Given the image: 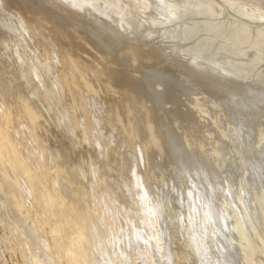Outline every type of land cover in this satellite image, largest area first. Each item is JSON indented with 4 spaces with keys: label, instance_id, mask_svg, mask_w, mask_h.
Masks as SVG:
<instances>
[{
    "label": "rangeland",
    "instance_id": "1",
    "mask_svg": "<svg viewBox=\"0 0 264 264\" xmlns=\"http://www.w3.org/2000/svg\"><path fill=\"white\" fill-rule=\"evenodd\" d=\"M203 1L204 0H0V38L4 36L0 39V53L3 51L0 57L5 52V54H3L4 57L2 56L0 58V74H2L0 75V94L2 92L3 94L7 93V96L9 97L6 100V94H2L0 96V108L2 109L1 104L3 106V110L0 111V124L3 122L0 125L3 135V139L0 140V153L2 156L0 161V264H71L68 262L67 256L63 254L64 244L67 238L61 233H56L53 228L57 222V219H60L59 211L57 209L58 207L55 206L52 210L53 212L46 209L45 204L43 201H41L42 199H40V197L37 195L35 188L32 187L34 190L31 189L26 177L17 167L13 165L12 160L14 159L17 162H22L25 164L34 173H38V179L40 177L42 178H40L41 181L39 179L40 182H38L36 185L37 189L41 184L47 188L50 186L49 189L57 192L58 195L60 193V196L62 199H64L63 201L73 205L74 210L78 215V219L80 217L79 220L85 225V241L83 240L84 243L82 242V244L85 246L83 247L85 254L88 256V259L90 258L88 260L89 264H95L93 262V256L97 251L103 252V250L107 253V255L109 254L108 256L110 258L113 257V261L118 264V257L120 254L113 243L114 238L112 236L114 234L118 236L122 234L124 236V241L120 242V249H122L123 246H125L126 238L131 237V233L126 236L123 234V232L125 229H127V227L131 228L132 224L136 223L139 216L142 218V220H144V224L149 225L148 230L145 225L146 229L142 230L141 234L143 233V237H148L150 240L147 241V239H144L141 244H139V248L144 251L146 250V246L152 243V246L154 247V257H150L151 260L149 261L153 264H167V260H169L170 264H173V262H175V264H200L201 262V264H217L215 258L208 259V256L202 251V245L207 242L206 239L209 240V236L212 233V226L208 215L209 213L207 211V206H209V210L219 216L222 220V225L216 232L217 236H214L213 239L209 240L211 249L215 255H219L221 251L228 250L231 253V257L233 256L235 258L234 259L232 257L231 261H221L220 264H264V261H262L264 260V212H261L254 200V197L257 194L264 196V129H262L264 128V122L261 124V121H264V103H262L264 102V99H261L264 98V95H262V93H264V82H262L264 81L262 80L264 79V46H262L264 45V39L261 38V36H264L261 35V32L264 33V15H262V13H264V0H205L206 2L204 1V3ZM205 10L208 12L210 11L209 14ZM4 11L6 16H4ZM180 15L182 17H180ZM11 21L14 22L12 23ZM5 23L6 25H4ZM9 24L15 26L13 33L8 27ZM244 29H246V32ZM7 30H10L11 33ZM15 31L18 33V36ZM256 33L259 34V37ZM93 34L96 35V37H94ZM246 34L249 35L247 36ZM257 38L261 39L258 40ZM80 41L83 44L85 42L86 43L83 45ZM60 45H62V47ZM59 50H63V52H60ZM119 50L120 52H118ZM120 53H123V55L121 54L122 57H120ZM112 55L114 59L118 56L120 58H116L115 60L117 61L113 59V62L111 63L110 60L112 61ZM123 56H126L127 60L124 59L125 57L123 58ZM48 59H50V61L54 64L50 63L52 64L50 65L48 63L50 62ZM102 59L104 60L102 61ZM1 60L5 63H2ZM65 60L68 62H65ZM100 62L101 66L98 65ZM62 65L64 66L61 67ZM241 65L243 68H241ZM82 66L84 67L82 68ZM67 67H70V69L68 68L70 72ZM84 68L85 70L87 68V72L84 70ZM92 68L93 71H91ZM66 69L68 71H66ZM245 69L248 70L245 71ZM56 70L58 71L56 72ZM109 70H114L115 73L113 74L116 77L113 76L112 71L109 73ZM1 71L3 73H1ZM94 76L96 77L94 78ZM254 76L257 77L255 78ZM53 79H55V81ZM179 79H182L181 81L183 82L179 81ZM258 79L260 82H258ZM99 80L101 82H99ZM202 80H205V83ZM192 81H194L195 84ZM7 82L10 85H7ZM188 82L190 85H187ZM202 82L203 84H201ZM230 82L232 83L230 84ZM76 83L78 85H76ZM101 83L103 87L101 86ZM237 83L244 86L241 87ZM148 84L150 85L147 86ZM227 84L228 87H226ZM254 84H257V86ZM12 85L14 89H11ZM199 85H201V88L204 86L206 90L204 88L201 89ZM234 86H236V88ZM245 86L250 90H248ZM15 87L17 91H15ZM45 87L47 88L45 89ZM243 88H245V93L242 91ZM255 88L258 92H261V94L256 93L257 91ZM94 89L96 92H94ZM238 89H240V92L242 91L241 94ZM10 90L13 92L11 91V93H9ZM183 90H185L184 92H187H181ZM192 90L193 92H191ZM231 90L234 92L238 91L236 96L239 94L240 97L236 98L235 94H233L234 92H230ZM114 91H116V94H114ZM248 91L252 93H248ZM187 93L190 95L188 96ZM82 94H84L83 97ZM136 94H139L138 96H142L143 98L141 97V100L138 99L140 97H138ZM242 94L243 97L246 94L248 99L244 97L245 101H243ZM77 95L78 97H76ZM252 95L254 96L252 97ZM3 96H5V98ZM79 96L82 97V101ZM85 96L88 98L86 99ZM230 96H232L238 103L233 101L234 99L232 97L230 98ZM256 96H258L257 98L261 99L259 102L258 100L254 101L257 99L255 98ZM2 97L5 99L4 102ZM75 98L76 100H74ZM103 98L107 99L104 100L106 104L102 102ZM194 98L197 99L194 100ZM120 99L124 104H121L122 101ZM187 100L192 102L191 106ZM248 100L250 101V104L248 103ZM84 101L86 103L88 102V104L85 103L87 108H85ZM28 102L30 107L28 106ZM94 103L99 104L93 105ZM108 103H110L109 105H112L113 107L111 106V108ZM216 103L217 105L215 108ZM192 104H194V106ZM240 104L242 107L245 104V108H242ZM25 105H27L31 111L33 118L32 121H28L29 119L27 118V109ZM124 105H126V107ZM138 105H140V107ZM223 105L227 109L223 110ZM6 106H9V109ZM187 106H189V108H187ZM247 106H249L248 109ZM88 107L91 108L89 109ZM183 107L184 111L182 110ZM232 107L234 109L231 111L230 108ZM254 107L257 109V111L253 109ZM84 108L88 111L86 112L83 110ZM220 108H222V111ZM39 109L41 112L44 111L43 114ZM92 110L96 113H93ZM121 110L122 112H120ZM125 110L127 113L126 115L124 114ZM227 110H229V112H227ZM236 110L237 113L235 112ZM241 110H243V112ZM247 110H250L253 113ZM12 111L14 118L13 115L11 116ZM224 111H226L227 114ZM3 112L6 116L8 115V118H5L6 116L2 115ZM79 112H82L83 114H79ZM103 112L106 117L104 116ZM114 112H119L120 114L117 113L118 115H116L120 118L116 117ZM183 112H186L185 115H183ZM231 112L235 116H232ZM15 113L17 116H15ZM187 114L191 116L193 114V117H188ZM89 115L91 117H89ZM245 115L249 117L247 118ZM43 116H45V118ZM34 117L36 118V122L34 121ZM88 117L90 118L89 120ZM166 117H168L167 120ZM185 117H187V119ZM226 117L229 119H226ZM236 117L237 120L239 118L238 121L240 126H235L233 123L238 122L236 121ZM255 117H257V119ZM82 118L83 120H81ZM123 118L125 119V122L126 120L128 122L125 123ZM216 118L218 119L219 124H217V121H215L217 120ZM180 119L181 121L178 124L177 122ZM184 119L186 121L189 119L191 122H195L196 126L191 122H189V125H187L188 122H185ZM233 119L234 121H232ZM107 120L110 123H108ZM169 121L170 123H168ZM243 121L247 125H241V122L243 123ZM246 121H249L248 123L251 121L252 122L249 125L246 123ZM8 122H10L9 125ZM148 123L151 126V133L145 128V125ZM184 123L186 124L184 125ZM190 123L192 125H190ZM256 123H260V126H258ZM15 124H17L18 127ZM28 124L30 127H28ZM33 124L34 126L32 127L31 125ZM54 124L56 125L54 126ZM177 124L179 126H177ZM214 124L216 125L214 126ZM67 125L69 127H67ZM251 125L256 130L253 127H250ZM19 126L21 128H19ZM134 126L136 130L132 132ZM186 126L190 127L187 128ZM243 126L245 128L247 126L249 127H247L248 129L241 132L244 128ZM255 126H258L259 129ZM235 127L239 133H236V129H234ZM241 127L243 128L239 131ZM19 129L20 132L18 131ZM107 129L109 133L112 134V138L110 134H108V131H106ZM185 129H187V131ZM172 130L174 131L172 132ZM6 131L7 133H5ZM193 131L196 133V135L193 133ZM201 131L202 133H200ZM234 131L237 135L234 133ZM15 132H17V134H15ZM256 132L259 133L257 134ZM26 133L27 135H25ZM69 133H72V136L69 135ZM159 133L162 134L158 135ZM246 133L248 135H246ZM184 134H189L187 135L188 138L185 137ZM15 135L17 137H15ZM105 135L109 136L108 139ZM121 135L122 137H120ZM137 135L138 138L136 137ZM149 135L150 137L154 138L155 144H153L145 152L142 148V143L149 137ZM250 135L252 137L254 135L256 136L251 138ZM10 136L15 137L16 141ZM104 136L106 139H104ZM220 137H223L224 140ZM244 137L246 139H244ZM217 138H219L221 141ZM247 138L249 140H247ZM130 139L133 143H131ZM253 139H255V141ZM202 140L208 142L204 143ZM251 140L254 142H251ZM21 141L22 143H20ZM62 141L66 143H63ZM107 141H109V143ZM249 141L252 143L251 146H248L247 148L244 146L246 151L241 149L243 145H240L239 142L241 144L245 143L247 146ZM23 142L26 144L24 145ZM212 142L215 146H213ZM62 145L66 146L65 152V146L63 147ZM191 146H194L195 148ZM206 146H209L210 148ZM197 147L200 149V152ZM71 150L72 153L70 152ZM215 150V154L220 153V155L210 154L214 153ZM48 151L51 153L49 154ZM98 151H100V153ZM55 152H57L58 155ZM198 154L200 159L198 158ZM56 155L58 158H56ZM217 156H219V159L216 158ZM210 157H213V163ZM164 158L167 159V161ZM214 159L215 161L219 160V163L215 162ZM198 160L200 162H198ZM165 161L168 162V164ZM223 161L225 165L222 163ZM64 162L66 163L64 164ZM35 164H37V166ZM217 164L221 167H219ZM138 166L140 169H138ZM226 166L227 170L224 172ZM57 167L59 172H63L62 176L58 171H56ZM218 167L221 169L219 170ZM5 168L7 169L8 173H10V175L6 173ZM192 168L195 170L193 171ZM207 170L208 172H205ZM68 171L70 172L68 173ZM57 175L61 177H59V181L61 182L58 181ZM208 175H213V182V178L209 176L211 179L209 180ZM250 176L255 179V181ZM5 177H8V180ZM140 180L141 183L146 187V192H144L142 188H139ZM143 181L145 183H143ZM215 181L218 184H215ZM251 182L253 183L250 184ZM66 183L68 185L70 183V185L68 186ZM75 186H78V188L76 189ZM32 201H34V203ZM94 203L96 205H94ZM157 204L159 207H157ZM98 206H100V208ZM157 208H159L158 211ZM247 210H249V212ZM239 211L242 214H239ZM237 213L238 215H241L242 218L241 216L237 217ZM232 216L237 218V220L240 219L241 222L243 221L242 224L238 220L244 232L246 231L248 236H252V234L255 235L254 239L257 241H254L257 242V244L261 243L260 241H262V244L259 245L257 250L252 254L254 257H252L251 262L241 258V251L237 246L239 243V236L232 230V223L235 221ZM94 217L97 221L94 219ZM223 218L225 220H223ZM113 221L115 222L114 224ZM253 223H256V226ZM102 225L106 227H103ZM109 226H112V228ZM230 229L233 231V233L230 231ZM159 230H161V233ZM89 233L90 235L92 233V235L90 236ZM233 238H236V240ZM54 239L57 240L55 241ZM161 239L164 240L162 241ZM228 240L229 242L227 245ZM157 241L159 243H157ZM107 244L108 246L106 247V250L111 248L109 253L104 249L105 245ZM99 245H101V247ZM199 251L201 253L203 252V255ZM257 254L261 256H257ZM203 256L205 258H203ZM94 258L97 257L94 256ZM157 258L160 260L158 261ZM202 258L207 261H204ZM143 261L146 263L148 262L149 264L147 258ZM143 261L135 259L134 263L143 264Z\"/></svg>",
    "mask_w": 264,
    "mask_h": 264
},
{
    "label": "bare ground",
    "instance_id": "2",
    "mask_svg": "<svg viewBox=\"0 0 264 264\" xmlns=\"http://www.w3.org/2000/svg\"><path fill=\"white\" fill-rule=\"evenodd\" d=\"M168 1V0H167ZM205 1V0H204ZM204 1H203V3H204ZM217 1V0H216ZM128 2V1H127ZM140 2V1H139ZM177 2V1H176ZM188 2H191V1H188ZM206 2V1H205ZM104 3V2H103ZM174 3V2H173ZM219 3V2H218ZM123 4V3H122ZM198 4V3H197ZM206 4H208V3H206ZM206 4H204V5H206ZM183 5V4H182ZM192 5V4H191ZM2 6V5H1ZM48 6V5H47ZM173 6V5H172ZM217 6V5H216ZM7 7V6H6ZM12 7V6H11ZM186 7V6H185ZM202 7H205V6H202ZM39 8V7H38ZM176 8V7H175ZM189 8V7H188ZM187 8V9H188ZM206 8H207V6H206ZM205 8V9H206ZM211 8V7H210ZM165 9V8H164ZM183 9V8H182ZM196 9V8H195ZM2 10V9H1ZM10 10V9H9ZM178 10V9H177ZM189 10V9H188ZM204 10V9H203ZM207 10V9H206ZM205 10V11H206ZM193 11V10H192ZM204 11V12H205ZM44 12V11H43ZM198 12H200V11H198ZM203 12V11H202ZM206 12H208V11H206ZM210 12V11H209ZM209 12H208V14H209ZM1 13V12H0ZM4 13H5V11H4ZM4 13H2V14H4ZM12 13V12H11ZM179 13H180V11H179ZM9 14V13H8ZM165 15H166V13H165ZM204 15V14H203ZM260 15V14H259ZM262 15H264V13H262ZM4 16H6V13H5V15ZM13 16V15H12ZM15 16V15H14ZM64 16V15H63ZM118 16V15H117ZM10 17V16H9ZM56 17V16H55ZM180 17H182L181 15H180ZM260 17V16H259ZM8 18V17H7ZM69 18V17H68ZM252 18V17H251ZM262 18V17H261ZM5 19V18H4ZM8 19H10V18H8ZM7 19V20H8ZM49 19V18H48ZM237 19V18H236ZM43 20V19H42ZM50 20H52V19H50ZM66 20H68V19H66ZM214 20V19H213ZM65 21V20H64ZM70 21H72V20H70ZM235 21V20H234ZM12 23L14 22V21H11ZM15 22H18V21H15ZM45 22V21H44ZM72 22H74V21H72ZM241 22V21H240ZM244 22V21H243ZM9 23V22H8ZM18 24V23H17ZM56 24V23H55ZM4 25H6V23L4 24ZM15 25V24H14ZM65 25V24H64ZM246 26V25H245ZM8 27H9V29L10 30H12V33H13V30H14V28H15V26H13V25H8ZM17 27V26H16ZM67 27V26H66ZM86 27V26H85ZM5 28H6V26H5ZM20 28V27H19ZM22 28V27H21ZM247 28V27H246ZM262 29V28H261ZM10 30H7V31H9L10 32ZM246 29H244V31H245ZM250 30V29H249ZM4 31V30H3ZM2 31V32H3ZM88 31V30H87ZM238 31V30H237ZM243 31V32H244ZM258 31V30H257ZM16 32V31H15ZM246 32V31H245ZM11 33V32H10ZM17 33V32H16ZM20 33V32H19ZM242 33V32H241ZM7 34V33H6ZM21 34V33H20ZM37 34V33H36ZM71 34V33H70ZM244 34V33H243ZM242 34V35H243ZM256 34H258V33H256ZM2 35V34H1ZM13 35V34H12ZM53 35V34H52ZM94 35V34H93ZM107 35V34H106ZM234 35V34H233ZM236 35H239V34H236ZM247 35V34H246ZM249 35V34H248ZM247 35V36H248ZM261 35H264V33H262L261 32ZM17 36H18V33H17ZM258 37H259V34L257 35ZM4 36H2L1 38H3ZM35 37V36H34ZM47 37V36H46ZM46 37H45V40H46ZM51 37V36H50ZM84 37V36H83ZM94 37H96V35H94ZM234 37V36H233ZM236 37V36H235ZM240 37V36H239ZM244 37V36H243ZM0 38V39H1ZM105 38V37H104ZM241 38V37H240ZM248 38V37H247ZM261 38L262 39H264V36H261ZM260 38V39H261ZM16 39V38H15ZM233 39V38H232ZM239 39V38H238ZM245 39V38H244ZM258 40H260L259 38H257ZM4 40V39H3ZM96 40V39H95ZM100 40V39H99ZM240 40V39H239ZM2 41V40H1ZM84 41V40H83ZM87 41H88V39H87ZM250 41V40H249ZM262 41V40H261ZM22 42H23V40H22ZM27 42V41H26ZM33 42V41H32ZM50 42V41H49ZM81 42V41H80ZM3 43H4V41H3ZM36 43V42H35ZM64 43V42H63ZM82 43V42H81ZM86 43V42H85ZM84 43V44H85ZM258 43V42H257ZM34 44V43H33ZM83 44V43H82ZM83 44V45H84ZM102 44V43H101ZM15 45V44H14ZM116 45V44H115ZM262 45V44H261ZM19 46V45H18ZM45 46V45H44ZM61 47H62V45H60ZM96 46V45H95ZM94 46V47H95ZM202 46V45H201ZM258 46V45H257ZM262 46H264V45H262ZM1 47V46H0ZM66 47V46H65ZM90 47V46H89ZM114 47V46H113ZM253 47V46H252ZM20 48V47H19ZM23 48V47H22ZM39 48V47H38ZM59 48V47H58ZM83 48V47H82ZM115 48H116V46H115ZM114 48V49H115ZM2 49V48H1ZM21 49V48H20ZM63 49V48H62ZM93 49V48H92ZM173 49V48H172ZM46 50V49H45ZM90 50V49H89ZM193 50V49H192ZM2 51V50H1ZM8 51V50H7ZM60 51V50H59ZM67 51H68V49H67ZM127 51V50H126ZM166 51V50H165ZM196 51V50H195ZM3 52V51H2ZM1 52V53H2ZM43 52V51H42ZM56 52V51H55ZM60 52H63V50L62 51H60ZM92 52V51H91ZM112 52H113V49H112ZM115 52V51H114ZM118 52H120V50L118 51ZM190 52V51H189ZM1 53H0V55H1ZM25 53V52H24ZM31 53V52H30ZM54 53V52H53ZM70 53H72V52H70ZM69 53V54H70ZM3 54H5V52L3 53ZM2 54V56L4 57V55ZM7 54V53H6ZM51 54V53H50ZM118 54V53H117ZM123 55V53H120V57H122V55ZM128 54V53H127ZM141 54V53H140ZM37 55V54H36ZM60 55H61V53H60ZM101 55V54H100ZM192 55V54H191ZM1 56V57H2ZM55 56V55H54ZM57 56V55H56ZM64 56H65V53H64ZM118 56V55H117ZM257 56V55H256ZM255 56V57H256ZM0 57V58H1ZM7 57V56H6ZM59 57V56H58ZM69 57V56H68ZM71 57V56H70ZM99 57V56H98ZM119 56L118 57H116V58H120ZM125 57V58H124ZM11 58H13V57H11ZM24 58V57H23ZM63 58V57H62ZM66 58V57H65ZM97 58V57H96ZM115 58V59H116ZM123 58L124 59H126V56H123ZM209 58V57H208ZM258 58V57H257ZM256 58V59H257ZM260 58V57H259ZM4 59V58H3ZM7 59V58H6ZM36 59V58H35ZM34 59V60H35ZM38 59V58H37ZM44 59V58H43ZM58 59V58H57ZM80 59V58H79ZM79 59H78V61H79ZM112 61L110 60V62L112 63L113 62V59H114V57H113V55H112ZM114 59V60H115ZM225 59V58H224ZM32 60V59H31ZM45 60V59H44ZM55 60V59H54ZM53 60V61H54ZM104 59H102V61H103ZM106 60H108V59H106ZM127 60V59H126ZM227 60V59H226ZM2 61V60H1ZM6 61V60H5ZM7 61H8V59H7ZM48 61H50V59H48ZM60 61H62V60H60ZM67 60H65V62H66ZM99 61H100V58H99ZM115 61H117V60H115ZM121 61V60H120ZM55 62H56V60H55ZM68 62V61H67ZM70 62V61H69ZM72 62V61H71ZM98 62V61H97ZM235 62V61H234ZM2 63H5V62H3L2 61ZM8 63V62H7ZM6 63V64H7ZM10 63V62H9ZM23 63V62H22ZM28 63V62H27ZM37 63V62H36ZM49 64L50 63H52L51 61L50 62H48ZM58 63V62H57ZM62 63V62H61ZM64 63V62H63ZM194 63V62H193ZM16 64V63H15ZM25 64V63H24ZM38 64V63H37ZM52 64H54V63H52ZM52 64H50V65H52ZM101 64V62L98 64V65H100ZM235 64H237V63H235ZM239 64V63H238ZM47 65V64H46ZM55 65H57V64H55ZM67 65H68V63H67ZM88 65V64H87ZM97 65V64H96ZM97 65V66H98ZM246 65V64H245ZM244 65V66H245ZM4 66L6 67V65L4 64ZM17 66V65H16ZM58 66H59V64H58ZM64 65H62L61 67H63ZM101 66V65H100ZM27 67V66H26ZM49 67V66H48ZM84 66H82V68H83ZM99 67V66H98ZM104 67V66H103ZM117 67H119V66H117ZM136 67V66H135ZM187 67V66H186ZM206 67V66H205ZM1 68V67H0ZM53 68V67H52ZM60 68V67H59ZM70 69V67H67V69ZM72 68V67H71ZM91 68V67H90ZM101 68V67H100ZM189 68V67H188ZM239 68V67H238ZM241 68H243V66L241 65ZM247 68V67H246ZM3 69V68H2ZM9 69V68H8ZM20 69V68H19ZM49 69V68H48ZM51 69V68H50ZM56 69V68H55ZM66 69V71H68ZM112 69V68H111ZM146 69V68H145ZM152 69V68H151ZM230 69H231V67H230ZM248 69H249V67H248ZM247 69V70H248ZM251 69V68H250ZM253 69V68H252ZM1 70V69H0ZM53 70V69H52ZM84 70H85V68H84ZM98 70V69H97ZM101 70H102V68H101ZM100 70V71H101ZM108 70V69H107ZM166 70V69H165ZM164 70V71H165ZM240 70V69H239ZM246 69H245V71H247ZM13 71V70H12ZM28 71V70H27ZM54 71V70H53ZM58 70H56V72H57ZM86 72H87V68H86V70H85ZM91 71H93V68H92V70ZM103 71V70H102ZM112 71V74L113 73H115L114 72V70H109V73ZM116 71V70H115ZM196 71V70H195ZM253 71V70H252ZM255 71V70H254ZM257 71V70H256ZM259 71H261V70H259ZM15 72V71H14ZM63 72V71H62ZM65 72V71H64ZM69 72H70V70H69ZM73 72V71H72ZM96 72V71H95ZM94 72V73H95ZM117 72H119V71H117ZM244 72V71H243ZM1 73H3L2 71H1ZM16 73V72H15ZM37 73V72H36ZM39 73V72H38ZM49 73V72H48ZM123 73V72H122ZM13 74V73H12ZM60 74V73H59ZM67 74V73H66ZM71 74V73H70ZM86 74V73H85ZM84 74V75H85ZM105 74V73H104ZM111 74V75H112ZM167 74V73H166ZM176 74V73H175ZM198 74V73H197ZM200 74V73H199ZM259 74H261V73H259ZM0 75H2V74H0ZM94 75H96V74H94ZM122 75V74H121ZM124 75V74H123ZM16 76V75H15ZM31 76V75H30ZM65 76H67V75H65ZM113 76H114V74H113ZM173 76H174V74H173ZM178 76V75H177ZM176 76V77H177ZM208 76V75H207ZM17 77V76H16ZM33 77V76H32ZM96 76H94V78H95ZM100 77V76H99ZM98 77V78H99ZM114 77H116V76H114ZM120 77V76H119ZM123 77V76H122ZM201 77V76H200ZM255 77V76H254ZM257 77V76H256ZM255 77V78H256ZM42 78V77H41ZM54 78V77H53ZM65 78V77H64ZM68 78V77H67ZM178 78H179V76H178ZM9 79V78H8ZM46 79V78H45ZM48 79V78H47ZM103 79V78H102ZM107 79V78H106ZM121 79V78H120ZM202 79V78H201ZM222 79V78H221ZM54 81H55V79H53ZM68 80V79H67ZM98 80V79H97ZM111 80V79H110ZM174 80V79H173ZM178 80V79H177ZM176 80V81H177ZM182 80V79H181ZM180 79H179V81H181ZM262 80H264V79H262ZM19 81V80H18ZM29 81V80H28ZM41 81V80H40ZM75 81V80H74ZM148 81V80H147ZM163 81V80H162ZM203 81V80H202ZM205 81V80H204ZM203 81V82H204ZM2 82V81H1ZM10 82V81H9ZM36 82H38V81H36ZM78 82V81H77ZM85 82V81H84ZM99 82H101L100 80H99ZM112 82V81H111ZM181 82H183V81H181ZM190 82V81H189ZM189 82H188V84L187 85H190L189 84ZM192 82H194V81H192ZM201 82V81H200ZM203 82L201 83V84H203ZM256 82V81H255ZM258 82H260V80L258 79ZM262 82H264V81H262ZM261 82V83H262ZM4 83V82H3ZM2 83V84H3ZM67 83V82H66ZM86 83V82H85ZM105 83V82H104ZM103 83V84H104ZM161 83V82H160ZM180 83V82H179ZM185 83V82H184ZM183 83V84H184ZM197 83H198V81H197ZM205 83V82H204ZM232 82H230V84H231ZM6 84V83H5ZM23 84V83H22ZM39 84V83H38ZM57 84H58V82H57ZM194 84H195V82H194ZM238 84V83H237ZM247 84V83H246ZM7 85H10V84H8V82H7ZM76 85H78L77 83H76ZM96 85H97V83H96ZM121 85V84H120ZM150 84H148L147 86H149ZM163 85V84H162ZM180 85H182V84H180ZM186 85V84H185ZM234 85V84H233ZM239 85V84H238ZM237 85V87L239 88V86H244V85H239L238 86ZM255 85V84H254ZM2 86V85H1ZM25 86V85H24ZM79 86H80V83H79ZM78 86V87H79ZM90 86V85H89ZM101 86H102V83H101ZM154 86H155V84H154ZM164 86V85H163ZM184 86V85H183ZM194 86V85H193ZM197 86V85H196ZM201 85H199V87H200ZM231 86V85H230ZM248 86V85H247ZM251 86H252V84H251ZM255 86H257V84L255 85ZM3 87H4V85H3ZM12 88L11 89H14L13 88V85L11 86ZM18 87V86H17ZM56 87V86H55ZM68 87V86H67ZM73 87V86H72ZM92 87V86H91ZM103 87V86H102ZM179 87H181V86H179ZM185 87H187V86H185ZM203 88H204V86H202ZM226 87H228V84H227V86ZM235 88H236V86H234ZM234 87H233V89H234ZM246 87V86H245ZM248 87H250V86H248ZM6 88V87H5ZM9 88V87H8ZM47 87H45V89H46ZM201 88V87H200ZM203 88H201V89H203ZM225 88V87H224ZM231 88H232V86H231ZM230 88V89H231ZM247 88V87H246ZM254 88V87H253ZM66 89V88H65ZM68 89V88H67ZM89 89V88H88ZM101 89V88H100ZM148 89H150V88H148ZM185 89V88H184ZM189 89V88H188ZM193 89V88H192ZM205 89V88H204ZM229 89V88H228ZM242 89V88H241ZM248 89V88H247ZM259 89V88H258ZM1 90V89H0ZM33 90V89H32ZM37 90V89H36ZM97 90V89H96ZM116 90V89H115ZM174 90V89H173ZM179 90H180V88H179ZM206 90V89H205ZM245 90V88H243V90L242 91H244ZM248 90H250V89H248ZM251 90H252V88H251ZM254 90V89H253ZM255 90H256V88H255ZM4 91V90H3ZM11 91L12 90H10V92L9 93H11ZM15 91H17L16 90V87H15ZM78 91V90H77ZM86 91H88V90H86ZM91 91V90H90ZM100 91V90H99ZM103 91V90H102ZM164 91H166V90H164ZM175 91V90H174ZM185 90H183V91H181V92H184ZM217 91V90H216ZM238 91L240 92V89H238ZM238 91L237 92H234V91H230L231 93H233V94H235V96H236V93H238ZM241 91V92H242ZM257 91V90H256ZM261 91V90H260ZM13 92V91H12ZM38 92V91H37ZM94 92H96L95 91V89H94ZM115 93L114 94H116V91H114ZM162 92V91H161ZM187 92V91H186ZM186 92H184V93H186ZM190 92V91H189ZM191 92H193V90L191 91ZM195 92V91H194ZM202 92H203V90H202ZM225 92V91H224ZM241 92H240V94H241ZM15 93V92H14ZM78 93H79V91H78ZM98 93V92H97ZM230 93V94H231ZM244 93H245V91H244ZM248 93H252V92H250V91H248ZM256 93H260L261 94V92H256ZM3 94V92L0 94V96ZM4 94H6V96H7V93H4ZM3 94V95H4ZM50 94V93H49ZM59 94V93H58ZM71 94V93H70ZM73 94V93H72ZM102 94V93H101ZM140 94V93H139ZM138 94V95H139ZM174 94V93H173ZM210 94V93H209ZM254 94H255V92H254ZM12 95H13V93H12ZM69 95V94H68ZM80 95V94H79ZM83 95L84 94H82V97H83ZM103 95V94H102ZM112 95V94H111ZM137 95V94H136ZM137 95V96H138ZM141 95V94H140ZM187 95H188V93H187ZM190 95V94H189ZM188 95V96H189ZM206 95V94H205ZM228 95V94H227ZM239 94H237V96H236V98L238 97H240V95L238 96ZM262 95H264V93H262ZM16 96V95H15ZM17 96H19V95H17ZM24 96V95H23ZM22 96V97H23ZM35 96V95H34ZM33 96V97H34ZM99 96V95H98ZM105 96V95H104ZM116 96V95H115ZM114 96V97H115ZM118 96V95H117ZM132 96V95H131ZM134 96V95H133ZM136 96V97H137ZM212 96V95H211ZM223 96V95H222ZM250 96H251V94H250ZM254 95H252V97H253ZM4 98H5V96H3ZM2 97V98H3ZM12 97V96H11ZM76 97H78V95L76 96ZM80 97V96H79ZM82 97H80V99L82 98ZM92 97V96H91ZM122 97V96H121ZM135 97V98H136ZM138 97H140V96H138ZM142 97V96H141ZM138 98V99H142V98ZM169 97V96H168ZM183 97H185V96H183ZM191 97V96H190ZM209 97V96H208ZM216 97V96H215ZM232 96H230V98H231ZM244 97H246V94L244 95ZM244 97H243V94H242V98H243V101H245L244 100ZM252 97H250V98H252ZM258 96H256L255 98H257ZM261 97V96H260ZM1 98V99H2ZM3 98V102H4V100L6 99L7 100V98H9L8 96L4 99ZM23 98H25V97H23ZM27 98V97H26ZM35 98V97H34ZM55 98V97H54ZM72 98V97H71ZM85 98H86V96H85ZM88 98V97H87ZM86 98V99H87ZM120 98V97H119ZM186 98V97H185ZM233 98V97H232ZM247 98V97H246ZM13 99V98H12ZM36 99V98H35ZM44 99H45V97H44ZM59 99V98H58ZM63 99H64V97H63ZM70 99V98H69ZM80 99H79V101H80ZM91 99V98H90ZM98 99V98H97ZM99 99H101V98H99ZM160 99V98H159ZM170 99V98H169ZM195 99H197V98H194V100ZM210 99H211V97H210ZM213 99V98H212ZM214 99H216V98H214ZM219 99V98H218ZM234 99V98H233ZM232 99V100H233ZM248 99V98H247ZM253 99V98H252ZM261 99H264V98H261ZM260 98H257L256 100H254V101H257L258 100V102H259V100H261ZM74 100H76V98L74 99ZM84 100V99H83ZM103 100V101H102ZM101 101L102 102H104V100H107V99H105V98H103ZM121 100V99H120ZM119 100V101H120ZM134 100V99H133ZM81 101H82V99H81ZM89 101V100H88ZM122 101V100H121ZM188 102H189V100H187ZM193 101V100H192ZM196 101H198V100H196ZM206 101V100H205ZM216 101V100H215ZM215 101H213V102H215ZM233 101H236L235 99L233 100ZM242 101V100H241ZM65 102V101H64ZM75 102V101H74ZM96 102V101H95ZM101 102V103H102ZM109 102V101H108ZM125 102V101H124ZM141 102V101H140ZM185 102H186V100H185ZM204 102V101H203ZM220 102V101H219ZM227 102V101H226ZM231 102V101H230ZM237 102V101H236ZM250 101L248 100V103H249ZM257 102V103H258ZM0 103H1V101H0ZM19 103V102H18ZM76 103V102H75ZM86 102L84 101V104H85ZM105 104H106V102H104ZM104 103H102V104H104ZM110 103H112V102H110ZM110 103H108V105L110 104ZM121 103V102H120ZM119 103V104H120ZM142 103V102H141ZM144 103V102H143ZM169 103V102H168ZM184 103V102H183ZM190 103V106H191V103L192 102H189ZM189 103H188V105H189ZM201 103V102H200ZM238 103V102H237ZM242 103H244V102H242ZM246 103H247V101H246ZM255 103V102H254ZM262 103H264V102H262ZM3 104H6V103H3ZM28 104H29V102H28ZM32 104V103H31ZM41 104V103H40ZM54 104V103H53ZM78 104V103H77ZM82 104V103H81ZM86 104H88V102L86 103ZM86 104H85V108H87L86 107ZM97 104H99V103H97ZM97 104H93V105H97ZM104 104V105H105ZM121 104H124L123 103V101H122V103ZM120 104V105H121ZM202 104V103H201ZM228 104V103H227ZM231 104V103H230ZM250 104V103H249ZM248 104V105H249ZM20 105V104H19ZM135 105H137V104H135ZM134 105V106H135ZM144 105V104H143ZM142 105V106H143ZM183 105V104H182ZM185 105H186V103H185ZM193 106H194V104H192ZM195 105H196V103H195ZM199 105V104H198ZM203 105H205V104H203ZM209 105H212V104H209ZM216 105H217V103L215 104V108H216ZM245 105V104H244ZM244 105H243V107H242V105L240 104V106L242 107V108H245L244 107ZM251 105H253V104H251ZM18 106V105H17ZM26 106V109H27V111H26V114H27V118L29 119L28 121H32L33 120V118H32V115H31V111L29 110V108H28V106L30 107V104L27 106V105H25ZM50 106V105H49ZM83 106V105H82ZM110 106V105H109ZM112 106V105H111ZM110 106V107H111ZM125 107H126V105H124ZM139 107H140V105H138ZM184 106V105H183ZM202 106V105H201ZM224 106V105H223ZM237 106H239V105H237ZM250 106V105H249ZM249 106H247V109H248V107ZM257 106H259V105H257ZM1 107H2V109L0 108V111L1 110H3V106H2V104H1ZM6 107H8V109H9V106H6ZM13 107V106H12ZM73 107V106H72ZM76 107V106H75ZM113 107V106H112ZM111 107V108H112ZM114 107H117V106H114ZM146 107V106H145ZM144 107V108H145ZM157 107H158V105H157ZM212 107V106H211ZM219 107V106H218ZM217 107V108H218ZM225 107V106H224ZM223 107V110L224 109H227L226 107L224 108ZM235 107V106H234ZM18 108H19V106H18ZM45 108V107H44ZM63 108V107H62ZM68 108V107H67ZM85 108L83 109V110H85ZM89 108V107H88ZM91 108V107H90ZM89 108V109H90ZM94 108V107H93ZM101 108V107H100ZM109 108V107H108ZM121 108V107H120ZM185 108H186V106H185ZM187 108H189V106H187ZM213 108V107H212ZM211 108V109H212ZM241 108V109H242ZM251 108V107H250ZM249 108V109H250ZM7 109V108H6ZM42 109V108H41ZM80 109V108H79ZM114 109V108H113ZM112 109V110H113ZM127 109V108H126ZM161 109V108H160ZM214 109V108H213ZM222 108H220V110H221ZM232 109H234L233 107L232 108H230V110L232 111ZM238 109V108H237ZM240 109V108H239ZM255 111H257V109L254 107L253 108ZM253 109H251V110H253ZM5 110V109H4ZM40 110V109H39ZM43 110V109H42ZM111 110V109H110ZM120 110V109H119ZM124 110V109H123ZM151 110V109H150ZM182 110L184 111V107L182 108ZM187 110V109H186ZM245 110V109H244ZM253 110V111H254ZM9 111V110H8ZM22 111V110H21ZM46 111V110H45ZM77 111V110H76ZM86 112L88 111V110H85ZM113 111H115V110H113ZM112 111V112H113ZM118 111V110H117ZM162 111V110H161ZM222 111V110H221ZM234 111V110H233ZM239 111V110H238ZM242 112H243V110H241ZM247 111H250V110H247ZM261 111V110H260ZM17 112V111H16ZM39 112V111H38ZM40 112H41V110H40ZM39 112V113H40ZM43 112L44 111H42L41 113L43 114ZM92 112H93V110H92ZM95 112V111H94ZM93 112V113H94ZM116 112V111H115ZM114 112V113H115ZM120 112H122V110L120 111ZM125 113V115L127 114L126 113V110L124 111ZM165 112H166V109H165ZM217 112V111H216ZM224 112H226V111H224ZM227 112H229V110H227ZM227 112H226V114H227ZM236 113H237V110L235 111ZM234 112V113H235ZM240 112V111H239ZM241 112V113H242ZM250 112H252V111H250ZM258 112H259V110H258ZM4 113V112H3ZM2 113V115L4 116L5 115V113L3 114ZM6 113H7V111H6ZM9 113V112H8ZM82 112H79V114H81ZM96 113V112H95ZM97 113H98V111H97ZM114 113H112V114H114ZM118 114H120L119 112H117ZM117 113H115V115L117 114ZM186 113V112H185ZM185 113L183 112V115H185ZM244 113H246V112H244ZM253 113V112H252ZM260 113V112H259ZM258 113V115L260 116V114ZM1 114V113H0ZM11 114V113H10ZM16 114V113H15ZM21 114H23V113H21ZM83 114V113H82ZM103 114H104V112H103ZM117 114V115H118ZM142 114V113H141ZM223 114V113H222ZM239 114V113H238ZM237 114V115H238ZM13 115V111H12V114H11V116ZM34 115V114H33ZM86 115V114H85ZM94 115V114H93ZM116 115V117H118V118H120L119 116H117ZM122 115V114H121ZM162 115V114H161ZM181 115V114H180ZM183 115H181V116H183ZM188 115V117L189 116H191V115H189V114H187ZM186 115V116H187ZM214 115H216V114H214ZM225 115V114H224ZM228 115H229V113H228ZM231 115L232 116H235L232 112H231ZM230 115V116H231ZM243 115V114H242ZM249 115V114H248ZM262 115V114H261ZM6 116V115H5ZM8 116V115H7ZM5 117V118H8V117ZM15 116H17V114L15 115ZM23 116H25V115H23ZM79 116V115H78ZM104 116L106 117V115L104 114ZM177 117H179L178 115H176ZM244 116V115H243ZM242 116V117H243ZM247 115H245V117H246ZM255 116H257V115H255ZM1 117V116H0ZM10 117V116H9ZM44 118H45V116H43ZM89 117H91L90 115H89ZM88 117V120L90 119ZM94 117V116H93ZM98 117V116H97ZM116 117H115V119H116ZM123 117H124V115H123ZM144 117V116H143ZM176 117V118H177ZM191 117H193V114H192V116ZM238 117V116H237ZM237 117H236V121H238L239 120V118H238V120H237ZM244 117V118H245ZM249 116H247V118H248ZM252 117H254V116H252ZM262 117V116H261ZM13 118H14V115H13ZM19 118V117H18ZM42 118V117H41ZM55 118H57V117H55ZM63 118V117H62ZM72 118V117H71ZM77 118V117H76ZM110 118H111V115H110ZM122 118V117H121ZM125 118H126V116H125ZM167 118L168 117H166V120H167ZM186 119H187V117H185ZM196 118V117H195ZM256 119H257V117H255ZM38 119V118H37ZM94 119V118H93ZM107 119V118H106ZM124 119V118H123ZM146 119V118H145ZM193 119V118H192ZM217 119V118H216ZM226 119H229V118H227L226 117ZM5 120V119H4ZM20 120V119H19ZM24 120H25V118H24ZM36 120V118L34 117V121ZM43 120V119H42ZM63 120V119H62ZM73 120V119H72ZM81 120H83V118L81 119ZM100 120V119H99ZM121 120V119H120ZM119 120V121H120ZM163 120V119H162ZM174 120H175V117H174ZM185 120V119H184ZM240 120H241V118H240ZM262 120V119H261ZM11 121V120H10ZM13 121H15V120H13ZM66 121V120H65ZM85 121H86V119H85ZM98 121V120H97ZM110 121V120H109ZM124 122H125V119L123 120ZM150 121V120H149ZM148 121V122H149ZM161 121V120H160ZM171 121V120H170ZM170 121L168 122V123H170ZM181 121V119L180 120H178V124H179V122ZM194 121H195V119H194ZM197 121V120H196ZM215 121H217V124H219L218 123V119L217 120H215ZM232 121H234V119L232 120ZM242 121V120H241ZM36 122V121H35ZM51 122H53V121H51ZM107 122H108V120H107ZM128 121L126 120V122L125 123H127ZM134 122V121H133ZM184 122V121H183ZM185 122H188L187 123V125H189V122H191V120H185ZM249 122V121H248ZM247 121H246V123H248ZM252 122V121H251ZM250 122V123H251ZM258 122H259V118H258ZM262 122H264V121H261V124H262ZM3 123V122H2ZM1 123V124H2ZM4 123H5V121H4ZM9 123L10 122H8V125H9ZM15 123V122H14ZM16 123H17V120H16ZM49 123V122H48ZM54 123V122H53ZM58 123V122H57ZM99 123V122H98ZM101 123V122H100ZM104 123H105V121H104ZM108 123H110V122H108ZM121 123V122H120ZM150 123H151V121H150ZM156 123V122H155ZM161 123H163V122H161ZM193 125H195V122H191ZM190 123V125H192ZM197 123V122H196ZM198 123H200V122H198ZM234 124H235V126H240V124H239V121L238 122H233ZM250 123H248L249 125H250ZM0 124V125H1ZM11 124H12V122H11ZM68 124V123H67ZM75 124V123H74ZM166 124H167V121H166ZM166 124H164V125H166ZM177 124V126H179ZM186 123H184V125H185ZM244 125L245 124V122L243 121V123L241 122V125ZM255 124V123H254ZM257 124V123H256ZM6 125V124H5ZM15 125H17V124H15ZM22 125V124H21ZM24 125H26V124H24ZM29 125V124H28ZM43 125V124H42ZM56 124H54V126H55ZM61 125V124H60ZM69 125V124H68ZM67 125V127H69ZM93 125V124H92ZM128 125V124H127ZM126 125V126H127ZM170 125V124H169ZM175 125V124H174ZM174 125H173V127H174ZM180 125H182V124H180ZM200 125V124H199ZM198 125V126H199ZM216 124H214V126H215ZM245 125H247V124H245ZM252 125H253V123H252ZM250 126V127H253V126ZM258 126H260V123L259 124H257ZM32 127L34 126V124L33 125H31ZM62 126V125H61ZM78 126V125H77ZM110 126V125H109ZM112 126V125H111ZM123 126V125H122ZM196 126V125H195ZM222 126V125H221ZM258 126L256 127V128H258ZM4 127H6V126H4ZM3 127V128H4ZM11 127V126H10ZM17 127H18V125H17ZM28 127H30V125L28 126ZM28 127H26V128H28ZM66 127V128H67ZM92 127V126H91ZM108 127V126H107ZM132 127H133V125H132ZM154 127V126H153ZM171 127V126H170ZM172 127V128H173ZM184 127V126H183ZM187 128H189L188 126H186ZM185 127V128H186ZM244 127V126H243ZM243 127H241L240 129H239V131L243 128ZM247 127H249V126H247ZM243 128L242 129V131L241 132H243V130H246V129H248V128ZM262 127V126H261ZM9 128V127H8ZM7 128V129H8ZM19 128H21L20 126H19ZM37 128V127H36ZM40 128V127H39ZM46 128V127H45ZM65 128V127H64ZM104 128H106V127H104ZM111 128V127H110ZM109 128V129H110ZM145 128L147 129V131L148 132H150L151 131V126L149 125V123L148 124H146L145 125ZM216 128V127H215ZM222 128H223V126H222ZM230 128V127H229ZM254 128V127H253ZM6 129V130H7ZM29 129V128H28ZM53 129V128H52ZM80 129V128H79ZM129 129V128H128ZM174 129V128H173ZM179 129V128H178ZM197 129V128H196ZM234 129H236V127L234 128ZM255 129V128H254ZM259 129V128H258ZM258 129H257V131H258ZM262 129H264V128H262ZM24 130H25V126H24ZM33 130V129H32ZM36 130V129H35ZM34 130V131H35ZM40 130V129H39ZM71 130V129H70ZM95 130V129H94ZM116 130H118V129H116ZM120 130V129H119ZM126 130V129H125ZM136 130V128H135V126H134V129H133V131L132 132H134ZM186 131H187V129H185ZM184 130V131H185ZM201 130V129H200ZM224 130V129H223ZM231 130V129H230ZM256 130V129H255ZM254 130V131H255ZM13 131H15V130H13ZM19 132H20V129L18 130ZM17 131V132H18ZM31 131V130H30ZM37 131V130H36ZM41 131V130H40ZM42 131H43V129H42ZM52 131V130H51ZM65 131V130H64ZM76 131V130H75ZM106 131H108V129L106 130ZM161 131V130H160ZM163 131V130H162ZM174 130H172V132H173ZM189 131V130H188ZM199 131V130H198ZM214 131H215V129H214ZM248 131H250V130H248ZM12 132V131H11ZM10 132V133H11ZM17 132H15V134H17ZM22 132H23V129H22ZM62 132H63V130H62ZM66 132V131H65ZM141 132V131H140ZM158 132V131H157ZM177 132V131H176ZM176 132H175V134H176ZM182 132H183V130H182ZM217 132V131H216ZM224 132V131H223ZM240 132V133H241ZM251 132H253V131H251ZM5 133H7V131L5 132ZM9 133V132H8ZM41 133V132H40ZM43 133H45V132H43ZM51 133V132H50ZM76 133V132H75ZM85 133V132H84ZM104 133H106V132H104ZM113 133V132H112ZM119 133V132H118ZM127 133V132H126ZM137 133H138V131H137ZM151 133V132H150ZM180 133V132H179ZM185 133V132H184ZM188 133H190V132H188ZM191 133H192V129H191ZM193 133H195L194 131H193ZM200 133H202V131L200 132ZM199 133V134H200ZM234 133H235V131H234ZM236 133H239L238 131H237V129H236ZM235 133V134H236ZM244 133H245V131H244ZM254 133V132H253ZM257 133V132H256ZM259 133V132H258ZM257 133V134H258ZM20 134V133H19ZM30 134V133H29ZM31 134H32V132H31ZM34 134V133H33ZM77 134V133H76ZM108 134H110L109 133V131H108ZM114 134V133H113ZM125 134V133H124ZM156 134V133H155ZM160 134H162V133H159L158 135H160ZM167 134V133H166ZM170 134V133H169ZM183 134V133H182ZM198 134V133H197ZM204 134V133H203ZM202 134V135H203ZM215 134V133H214ZM216 134H218V133H216ZM234 134V135H235ZM7 135V134H6ZM11 135V134H10ZM25 135H27V133L25 134ZM69 135H71L72 136V133L70 134L69 133ZM78 135V134H77ZM103 135V134H102ZM112 134H110V136H111ZM128 135V134H127ZM140 135V134H139ZM152 135V134H151ZM177 135V134H176ZM187 135H189V134H187ZM187 135H185L184 134V136L185 137H187L188 138V136ZM195 135H196V133H195ZM194 135V136H195ZM202 135H200V136H202ZM237 135V134H236ZM235 135V136H236ZM246 135H248L247 133H246ZM7 136H9V135H7ZM20 136V135H19ZM43 136H44V134H43ZM86 136V135H85ZM105 136H107V135H105ZM104 136V139H106V137ZM126 136V135H125ZM133 136H134V134H133ZM155 136V135H154ZM183 136V137H184ZM199 136V137H200ZM214 136H216V135H214ZM219 136H220V134H219ZM218 136V137H219ZM251 136V135H250ZM254 136H256V135H254ZM254 136L252 137L251 136V138H254ZM11 137V136H10ZM9 137V138H10ZM15 137H17L16 135H15ZM15 137H11L12 139L14 138V140H15ZM36 137V136H35ZM35 137H33V138H35ZM65 137V136H64ZM63 137V138H64ZM78 137V136H77ZM100 137V136H99ZM108 137L109 136H107V139H108ZM120 137H122V135L120 136ZM119 137V138H120ZM129 137V136H128ZM128 137H126V138H128ZM137 138H138V135L136 136ZM156 137V136H155ZM161 137H163V136H161ZM182 137V136H181ZM190 137H192V136H190ZM198 137V136H197ZM203 137H205V136H203ZM217 137V136H216ZM224 137V136H223ZM223 137H220L221 139H223ZM227 137V136H226ZM10 138V139H11ZM22 138V137H21ZM46 138H48V137H46ZM59 138H61V137H59ZM67 138V137H66ZM86 138V137H85ZM111 138H112V136H111ZM130 138V137H129ZM135 138V137H134ZM157 138V137H156ZM195 138V137H194ZM193 138V139H194ZM202 138V137H201ZM249 138V137H248ZM247 138V140H249ZM3 139V135H2V132H1V127H0V140H2ZM23 139V138H22ZM21 139V140H22ZM25 139V138H24ZM75 139V138H74ZM77 139V138H76ZM116 139V138H115ZM159 139V138H158ZM192 139V138H191ZM212 139H214V138H212ZM216 139V138H215ZM217 139H219V138H217ZM243 139V138H242ZM241 139V140H242ZM244 139H246L245 137H244ZM244 139H243V141H244ZM256 139H257V137H256ZM33 140H35V139H33ZM78 140V139H77ZM110 140V139H109ZM204 140V139H203ZM202 140V142H204V143H207V142H205V141H203ZM207 140V139H206ZM220 140V139H219ZM224 140V139H223ZM238 140H240V139H238ZM247 140H246V142H247ZM254 141H255V139H253ZM253 140H251V142L253 141ZM13 141V140H12ZM16 141V140H15ZM15 141H13V142H15ZM20 141V140H19ZM45 141V140H44ZM48 141H49V139H48ZM79 141V140H78ZM106 141V140H105ZM130 141H131V139H130ZM157 141H160V140H157ZM221 141V140H220ZM242 141V142H243ZM253 141V142H254ZM12 142V143H13ZM25 142V141H24ZM23 142V143H24ZM36 142V141H35ZM53 142V141H52ZM63 142V141H62ZM72 142V141H71ZM108 143H109V141H107ZM155 141H154V138L153 137H150V135H149V137L146 139V140H144L143 141V143H142V148H143V150L146 152L153 144H155L154 143ZM245 142V141H244ZM18 143V142H17ZM20 143H22V141L20 142ZM48 143V142H47ZM63 143H66V142H63ZM111 143V142H110ZM120 143H121V141H120ZM131 143H133L132 141H131ZM160 143V142H159ZM163 143V142H162ZM203 143V144H204ZM213 143V142H212ZM249 143H250V141H249ZM247 143L248 145L246 146V144L245 143H243V144H241L240 142H239V144L240 145H243V147L241 148V149H244V146L247 148L248 146L250 147L251 146V144L252 143ZM14 144V143H13ZM26 143H24V145H25ZM50 144V143H49ZM73 144V143H72ZM129 144V143H128ZM135 144V143H134ZM196 144V143H195ZM245 144V145H244ZM28 145V144H27ZM36 145V144H35ZM40 145V144H39ZM55 145V144H54ZM71 145V144H70ZM80 145V144H79ZM104 145V144H103ZM164 145V144H163ZM191 145V144H190ZM206 145V144H205ZM222 145V144H221ZM220 145V146H221ZM28 146H30V145H28ZM28 146H27V148H28ZM46 146H48V145H46ZM50 146V145H49ZM63 147L65 146V145H62ZM73 146V145H72ZM71 146V147H72ZM94 146V145H93ZM132 146H133V144H132ZM173 146H174V144H173ZM213 146H215L214 145V143H213ZM252 146H254V145H252ZM36 147H37V145H36ZM191 147H194V146H191ZM206 147H209V146H206ZM22 148V147H21ZM26 148V149H27ZM30 148H32V147H30ZM99 148V147H98ZM195 148V147H194ZM210 148V147H209ZM36 149V148H35ZM61 149V148H60ZM82 149V148H81ZM84 149V148H83ZM113 149V148H112ZM122 149V148H121ZM124 149V148H123ZM191 149H193V148H191ZM197 149H199L198 147H197ZM196 149V150H197ZM205 149H207V148H205ZM212 149V148H211ZM213 149H214V147H213ZM226 149V148H225ZM56 150V149H55ZM58 150V149H57ZM65 150H66V146H65V149H64V152H65ZM156 150V149H155ZM193 150H195V149H193ZM245 150V149H244ZM249 150V149H248ZM247 150V151H248ZM29 151V150H28ZM31 151V150H30ZM45 151V150H44ZM63 151V150H62ZM78 151H79V149H78ZM119 151V150H118ZM121 151V150H120ZM153 151V150H152ZM179 151V150H178ZM201 151H203V150H201ZM212 151V150H211ZM242 151V150H241ZM246 151V150H245ZM245 151H243V152H245ZM49 152V151H48ZM71 153H72V150L70 151ZM86 152V151H85ZM99 153H100V151H98ZM195 152H197V151H195ZM199 152H200V149H199ZM198 152V153H199ZM213 152V151H212ZM215 152H216V150L214 151V153H210V154H215ZM27 153V152H26ZM46 153V152H45ZM51 152H49V154H50ZM56 154H57V152H55ZM89 153V152H88ZM125 153V152H124ZM134 153V152H133ZM250 153V152H249ZM85 154H87V153H85ZM200 154V153H199ZM199 154H198V156H199ZM219 155H220V153H218ZM218 154H215V155H218ZM233 154V153H232ZM231 154V155H232ZM247 154V153H246ZM7 155V154H6ZM48 155V154H47ZM55 155V154H54ZM58 155V154H57ZM56 155V158H58V156ZM67 155V154H66ZM83 155V154H82ZM96 155V154H95ZM98 155V154H97ZM196 155V154H195ZM244 155H245V153H244ZM27 156H29V155H27ZM30 156H31V154H30ZM88 156V155H87ZM155 156V155H154ZM250 156H252V155H250ZM124 157H126V156H124ZM156 157V156H155ZM197 157V156H196ZM219 156H217L216 158H218ZM1 158H2V156H1V153H0V161H1ZM55 158V159H56ZM199 159H200V156L198 157ZM211 159L213 158V157H210ZM215 158V157H214ZM215 158V159H216ZM247 158H248V156H247ZM253 158V157H252ZM68 159H69V157H68ZM76 159V158H75ZM122 159V158H121ZM165 159V158H164ZM215 159H214V161H215ZM219 159V158H218ZM221 159V158H220ZM250 159V158H249ZM7 160H8V158H7ZM54 160V159H53ZM123 160V159H122ZM166 161H167V159H165ZM195 160V159H194ZM252 160V159H251ZM13 161V165L15 166V167H17L21 172H22V174L26 177V179H27V181H28V183H29V185H30V187H31V189L32 190H34L33 188H35V191L37 192V195L40 197V199H42L41 201H43V203L45 204V206H46V209L47 210H49V211H52L53 210V208L55 207V206H57L58 208V211H59V215H60V219H59V221H58V219H57V222L55 223V225H54V231L56 232V233H61L62 235H64L66 238H67V240H66V242H65V244H64V249H63V254H65L66 256H67V258H68V262H70L71 264H89V259H88V256L85 254V251H84V248L83 247H85V246H83V244H82V242H83V240L85 239L84 237H85V225L83 224V222L82 221H80L79 219H80V217H79V219H78V215H77V213L75 212V210H74V207H73V205L72 204H70V203H66V201H63L64 199H62V197L60 196V193H59V195L57 194V192H54L53 190H51V189H49L50 188V186H49V188H47V187H45L43 184H41L40 185V187L37 189L36 188V185H37V183L38 182H40L41 181V179H40V181H39V179H38V173L36 174V173H34L32 170H30L25 164H23L22 162H17L15 159L14 160H12ZM52 161V160H51ZM65 161V160H64ZM80 161V160H79ZM165 161V162H166ZM196 161V160H195ZM219 161V160H218ZM217 160L215 161V162H217V163H219ZM31 162V161H30ZM55 162H58V161H55ZM54 162V163H55ZM72 162V161H71ZM122 162V161H121ZM132 162V161H131ZM194 162V161H193ZM197 162V161H196ZM195 162V163H196ZM198 162H200L199 160H198ZM36 163V162H35ZM37 163H38V161H37ZM60 163V162H59ZM66 162H64V164H65ZM90 163V162H89ZM123 163V162H122ZM167 164H168V162H166ZM210 163H211V161H210ZM212 163H213V159H212ZM222 163H224V161L222 162ZM4 164V163H3ZM2 164V165H3ZM58 164V163H57ZM56 164V165H57ZM70 164V163H69ZM68 164V165H69ZM74 164V163H73ZM77 164V163H76ZM85 164V163H84ZM124 164V163H123ZM152 164V163H151ZM6 165V164H5ZM36 166H37V164H35ZM55 165V166H56ZM104 165H105V163H104ZM194 165V164H193ZM213 165V164H212ZM218 165V164H217ZM216 165V166H217ZM224 165H225V163H224ZM0 166H1V164H0ZM12 166V165H11ZM14 166H12V167H14ZM42 166V165H41ZM53 166V165H52ZM120 166V165H119ZM122 166V165H121ZM126 166V165H125ZM128 166V165H127ZM154 166V165H153ZM197 166V165H196ZM219 166V165H218ZM3 167H6V166H3ZM2 167V168H3ZM32 167V166H31ZM105 167V166H104ZM129 167V166H128ZM190 167V166H189ZM214 167H215V165H214ZM219 167H221V166H219ZM219 167H218V169H219ZM225 167V166H224ZM254 167V166H253ZM42 168V167H41ZM47 168V167H46ZM51 168V167H50ZM60 168H62V167H60ZM88 168V167H87ZM98 168V167H97ZM213 168V167H212ZM4 169V168H3ZM6 169V168H5ZM44 169H45V167H44ZM56 169V168H55ZM108 169V168H107ZM138 169H140L139 168V166H138ZM171 169V168H170ZM206 169V168H205ZM208 169V168H207ZM215 169V168H214ZM221 169V168H220ZM219 169V170H220ZM224 169V168H223ZM9 170V169H8ZM16 170V169H15ZM35 170V169H34ZM51 170V169H50ZM60 170V169H59ZM65 170V169H64ZM103 170V169H102ZM119 170H121V169H119ZM126 170V169H125ZM136 170H137V168H136ZM192 170H193V168H192ZM195 170V169H194ZM193 170V171H194ZM211 170V169H210ZM225 170H227V166H226V169H224V172H225ZM39 171V170H38ZM56 171H58V167H57V170ZM62 171V170H61ZM72 171V170H71ZM75 171V170H74ZM138 171V170H137ZM150 171V170H149ZM217 171V170H216ZM222 171V170H221ZM233 171V170H232ZM238 171V170H237ZM53 172V171H52ZM59 172V171H58ZM70 171H68V173H69ZM88 172V171H87ZM98 172V171H97ZM102 172V171H101ZM142 172V171H141ZM205 172H208V170L207 171H205ZM211 172V171H210ZM229 172H230V170H229ZM235 172V171H234ZM6 173H8V171H7V169H6ZM40 173V172H39ZM48 173V172H47ZM46 173V174H47ZM56 173V172H55ZM65 173V172H64ZM75 173V172H74ZM221 173H223V172H221ZM9 175H10V173H8ZM50 174H52V173H50ZM59 174L62 176V174H63V172L61 173V172H59ZM58 174V175H59ZM153 174V173H152ZM164 174V173H163ZM215 174V173H214ZM213 174V175H214ZM224 174V173H223ZM230 174V173H229ZM57 175V177H58V181H59V179L61 178L60 176H58ZM75 175H76V173H75ZM144 175V174H143ZM150 175V174H149ZM192 175V174H191ZM213 175H208V177L210 176V177H212ZM231 175V174H230ZM249 175V174H248ZM260 175V174H259ZM4 176H6V175H4ZM66 176H68V175H66ZM142 176V175H141ZM232 176V175H231ZM3 177V176H2ZM60 177V178H59ZM88 177V176H87ZM123 177V176H122ZM210 177H209V180H211L210 179ZM251 177V176H250ZM6 178V177H5ZM8 178V177H7ZM6 178V179H7ZM128 178V177H127ZM142 178V177H141ZM213 178V177H212ZM238 178V177H237ZM252 178V177H251ZM258 178V177H257ZM2 179V178H1ZM45 179V178H44ZM64 179V178H63ZM78 179V178H77ZM240 179V178H239ZM253 179V178H252ZM8 180V179H7ZM14 180V179H13ZM68 180V179H67ZM70 180H72V179H70ZM148 180V179H147ZM208 180V181H209ZM213 180H214V178L212 179V182H213ZM254 181H255V179H253ZM5 181V180H4ZM51 181V180H50ZM139 181V180H138ZM232 181V180H231ZM257 181H259V180H257ZM52 182V181H51ZM59 182H61V181H59ZM128 182V181H127ZM211 182V181H210ZM249 182V181H248ZM43 183V182H42ZM53 183V182H52ZM83 183V182H82ZM143 183H145L144 181H143ZM148 183H149V181H148ZM158 183V182H157ZM253 182H251L250 184H252ZM255 183V182H254ZM46 184V183H45ZM61 184V183H60ZM67 184V183H66ZM73 184V183H72ZM103 184V183H102ZM210 184H212V183H210ZM215 184H218V183H216V181H215ZM214 184V185H215ZM65 185V184H64ZM68 185V184H67ZM69 185H70V183H69ZM68 185V186H69ZM80 185H82V184H80ZM260 185V184H259ZM54 186H56V185H54ZM66 186V185H65ZM79 186V185H78ZM78 186L76 187V189L78 188ZM144 185L141 183V180H140V186H139V188L141 189L142 188V190L144 191V192H146V187L144 186ZM216 186V185H215ZM240 186H241V184H240ZM247 186V185H246ZM256 186H257V184H256ZM12 187V186H11ZM33 187V188H32ZM57 187V186H56ZM61 187V186H60ZM84 187V186H83ZM103 187H104V185H103ZM106 187V186H105ZM217 187H218V185H217ZM242 187V186H241ZM10 188V187H9ZM28 188V187H27ZM214 188V187H213ZM220 188V187H219ZM247 188V187H246ZM254 188V187H253ZM257 188V187H256ZM12 189H15V188H12ZM95 189V188H94ZM217 189V188H216ZM64 190V189H63ZM139 190V189H138ZM256 190V189H255ZM31 191V190H30ZM79 191V190H78ZM89 191V190H88ZM134 191V190H133ZM246 191H247V189H246ZM257 191V190H256ZM63 192V191H62ZM86 192V191H85ZM139 192V191H138ZM191 192V191H190ZM34 193V192H33ZM70 193V192H69ZM89 194V193H88ZM92 194V193H91ZM139 194H140V192H139ZM6 195V194H5ZM84 195H86V194H84ZM99 195V194H98ZM108 195H109V193H108ZM149 195V194H148ZM154 195H156V194H154ZM198 195H201V194H198ZM217 196V195H216ZM27 197V196H26ZM83 197V196H82ZM99 197V196H98ZM101 197V196H100ZM198 197V196H197ZM65 198V197H64ZM116 198V197H115ZM142 198V197H141ZM214 198V197H213ZM4 199V198H3ZM77 199V198H76ZM75 199V200H76ZM211 199H212V196H211ZM28 200V199H27ZM39 200V199H38ZM67 200H70V199H67ZM84 200H85V198H84ZM254 200H255V203L258 205V207H259V209L261 210V212H264V196H262L261 194H257V195H255V197H254ZM4 201V200H3ZM159 201V200H158ZM198 201H202V200H198ZM33 203H34V201H32ZM36 202V201H35ZM68 202V201H67ZM70 202V201H69ZM99 202V201H98ZM131 202V201H130ZM245 202H246V200H245ZM41 203V202H40ZM78 203H79V201H78ZM148 203V202H147ZM201 203V202H200ZM199 203V204H200ZM217 203V202H216ZM1 204H2V202H1ZM81 204V203H80ZM87 204V203H86ZM108 204V203H107ZM149 204V203H148ZM196 204H198V203H196ZM214 204V203H213ZM249 204V203H248ZM13 205V204H12ZM39 205V204H38ZM94 205H96L95 203H94ZM106 205V204H105ZM146 205V204H145ZM154 205V204H153ZM158 205V204H157ZM250 205V204H249ZM79 206V205H78ZM82 206V205H81ZM84 206H86V205H84ZM172 206V205H171ZM190 206V205H189ZM34 207H35V205H34ZM80 207V206H79ZM99 208H100V206H98ZM106 207V206H105ZM104 207V208H105ZM149 207H150V205H149ZM157 207H159V205L157 206ZM199 207V206H198ZM208 208H207V211H208V215H209V218H210V221H211V226H212V233L210 234V236H211V238H210V236H209V240H211V239H213V237L215 236H217L216 235V232H217V230L219 229V227H221V225H222V220H221V218L219 217V216H217L215 213H213L211 210H209V206H207ZM218 207V206H217ZM220 207V206H219ZM238 207H239V205H238ZM248 207V206H247ZM6 208V207H5ZM23 208V207H22ZM30 208V207H29ZM36 208V207H35ZM88 208V207H87ZM86 208V209H87ZM98 208V209H99ZM102 208V207H101ZM151 208V207H150ZM216 208V207H215ZM252 208V207H251ZM56 209V210H57ZM106 209H107V207H106ZM158 209L159 208H157V211H158ZM194 209H195V207H194ZM204 209V208H203ZM248 209V208H247ZM39 210V209H38ZM82 210V209H81ZM96 210H97V208H96ZM151 210V209H150ZM239 210H240V208H239ZM252 210V209H251ZM79 211V210H78ZM84 211V210H83ZM103 211V210H102ZM194 211V210H193ZM241 211V210H240ZM238 212L239 214H242L241 212ZM248 212H249V210H247ZM255 211V210H254ZM53 212V211H52ZM107 212H108V210H107ZM139 212V211H138ZM141 212V211H140ZM143 212V211H142ZM146 212V211H145ZM206 212V211H205ZM220 212V211H219ZM258 212V211H257ZM87 213V212H86ZM160 213V212H159ZM196 213V212H195ZM236 213V212H235ZM238 213H237V217H239V216H241V215H238ZM252 213H253V211H252ZM259 213V212H258ZM39 214V213H38ZM45 214V213H44ZM53 214V213H52ZM204 214V213H203ZM226 214V213H225ZM249 214V213H248ZM262 214V213H261ZM43 215V214H42ZM55 215V214H54ZM151 215H152V212H151ZM156 215V214H155ZM236 215V214H235ZM88 216V215H87ZM95 216V215H94ZM105 216V215H104ZM142 216V215H141ZM147 216V215H146ZM149 217V216H148ZM221 217H222V215H221ZM225 217V216H224ZM233 217V216H232ZM244 217V216H243ZM254 217V216H253ZM39 218V217H38ZM234 219H235V221L232 223V230L234 231V232H236L237 233V235L239 236V243L237 244V246H238V249L241 251V258L242 259H245L246 261H248V262H251V260H252V257H254V256H252V254L257 250V248H258V246L259 245H261L262 244V241H260L261 243H258L257 244V242H255L254 240H256V239H254V237H255V235L254 234H252V236H248L247 234H246V231L244 232V230H243V228L241 227V224L238 222V220L241 222V220L240 219H238L237 220V218H235V217H233ZM241 218H242V216H241ZM262 218V217H261ZM25 219V218H24ZM45 219V218H44ZM94 219H95V217H94ZM108 219H110V218H108ZM112 219V218H111ZM115 219V218H114ZM126 219V218H125ZM145 219H147V218H145ZM243 219H245V218H243ZM10 220V219H9ZM46 220V219H45ZM56 220V219H55ZM96 220V219H95ZM105 220V219H104ZM121 220H122V218H121ZM151 220H152V218H151ZM223 220H225L224 218H223ZM230 220V219H229ZM252 220V219H251ZM260 220H262V219H260ZM34 221V220H33ZM97 221V220H96ZM107 221V220H106ZM253 221V220H252ZM47 222V221H46ZM109 222V221H108ZM112 222V221H111ZM148 222V221H147ZM152 222V221H151ZM208 222H209V219H208ZM225 222V221H224ZM245 222H246V220H245ZM255 222V221H254ZM11 223V222H10ZM43 223V222H42ZM91 223V222H90ZM102 223V222H101ZM115 222L113 221V224H114ZM119 223V222H118ZM149 223V222H148ZM242 224H243V221L241 222ZM122 224V223H121ZM204 224V223H203ZM225 224V223H224ZM246 224V223H245ZM254 224V223H253ZM256 224V223H255ZM254 224V225H255ZM90 225V224H89ZM93 225V224H92ZM99 225V224H98ZM109 225V224H108ZM128 225V224H127ZM145 225H146V227H147V230L149 229V225L148 224H144V220H142V218L139 216L138 217V219H137V221H136V223H133L132 224V226H131V228L129 229L128 227H127V229H125V231L123 232V234L124 235H128V234H130L131 233V237L129 238H126V240H125V246H123V248L122 249H120L121 247H120V242H123L124 241V236L121 234L120 236H118V235H113L112 237L114 238V240H113V243L115 244V246H116V248L118 249V251H119V254H120V256L118 257V264H135L134 263V260L135 259H139V260H145L146 258H147V260L149 261V260H151L150 259V257H154V247L152 246V243L151 244H149L148 246H146V250H141L140 248H139V244H141V242L144 240V239H147V241L149 240L148 239V237H143V233L141 234V232H142V230H144V229H146V227H145ZM17 226V225H16ZM88 226V225H87ZM96 226V225H95ZM100 226V225H99ZM103 226V225H102ZM120 226V225H119ZM123 226V225H122ZM231 226V225H230ZM244 226V225H243ZM247 226V225H246ZM256 226V225H255ZM52 227V226H51ZM103 227H106V226H103ZM110 227V226H109ZM121 227V226H120ZM151 227V226H150ZM227 227V226H226ZM248 227V226H247ZM246 227V228H247ZM110 228H112V226L110 227ZM160 228H161V226H160ZM225 228V227H224ZM231 228V227H230ZM245 228V229H246ZM93 229V228H92ZM115 229H116V227H115ZM122 229V228H121ZM124 229V228H123ZM226 229V228H225ZM247 229H249V228H247ZM258 229V228H257ZM17 230V229H16ZM151 230V229H150ZM210 230H211V228H210ZM231 229H230V231H232ZM105 231V230H104ZM116 231V230H115ZM146 231V230H145ZM161 230H159V232H160ZM226 231V230H225ZM233 231H232V233H233ZM90 232H91V230H90ZM128 232V233H127ZM152 232V231H151ZM147 233V232H146ZM161 233V232H160ZM166 233V232H165ZM97 234V233H96ZM103 234V233H102ZM152 234V233H151ZM206 234V233H205ZM223 234H225V233H223ZM257 234V233H256ZM89 235H90V233H89ZM91 235H92V233H91ZM90 235V236H91ZM159 235V234H158ZM163 235V234H162ZM162 235H161V237H162ZM231 235V234H230ZM54 236V235H53ZM103 236V235H102ZM108 236H111V235H108ZM145 236V235H144ZM146 236H147V234H146ZM232 236H233V234H232ZM55 237V236H54ZM63 237V236H62ZM199 237H200V234H199ZM236 237V236H235ZM261 237V236H260ZM87 238V237H86ZM163 238V237H162ZM169 238H170V234H169ZM206 238V237H205ZM223 238V237H222ZM257 238V237H256ZM37 239H39V238H37ZM92 239V238H91ZM104 239V238H103ZM106 239V238H105ZM160 239V238H159ZM158 239V240H159ZM196 239V238H195ZM202 239V238H201ZM224 239V238H223ZM230 239H232V238H230ZM233 239H235L236 240V238H233ZM257 239H259V238H257ZM35 240V239H34ZM55 241L57 240V239H54ZM60 240V239H59ZM162 240V239H161ZM164 240V239H163ZM162 240V241H163ZM209 240H207L206 239V243H204V245H202V251L208 256V259L209 258H215V260H216V262H217V264H220V262L222 261H231L232 259V257H231V253H230V251H228V250H225V251H221L220 252V256L219 255H215L214 254V252H213V250L211 249V246H210V243H209ZM225 240V239H224ZM223 240V241H224ZM29 241H30V238H29ZM85 241V240H84ZM105 241V240H104ZM150 241V240H149ZM197 241V240H196ZM201 241V240H200ZM230 241H232V240H230ZM257 241V240H256ZM35 242V241H34ZM37 242V241H36ZM61 242V241H60ZM92 242V241H91ZM168 242V241H167ZM173 242V241H172ZM202 242V241H201ZM200 242V243H201ZM228 242H229V240L227 241V245H228ZM58 243V242H57ZM84 243V242H83ZM111 243V242H110ZM157 243H159L158 241H157ZM226 243V242H225ZM234 243V242H233ZM156 244V243H155ZM164 244H165V242H164ZM201 244H203V243H201ZM35 245V244H34ZM58 245V244H57ZM60 245V244H59ZM97 245V244H96ZM104 245V244H103ZM113 245V244H112ZM187 245H189V244H187ZM186 245V246H187ZM100 247H101V245H99ZM108 246V244L107 245H105V250H106V247ZM158 246V245H157ZM160 246V245H159ZM237 246H236V248H237ZM60 247H61V245H60ZM90 247V246H89ZM59 248V247H58ZM115 248V249H116ZM142 248V247H141ZM212 248H214V247H212ZM99 249V248H98ZM111 249V248H110ZM109 249V250H110ZM165 249V248H164ZM163 249V250H164ZM174 249V248H173ZM233 249V248H232ZM260 249V248H259ZM90 250V249H89ZM109 250H106V251H108V253H109ZM166 250V249H165ZM165 250H164V252H165ZM238 250V251H239ZM91 251V250H90ZM167 251V250H166ZM260 251V250H259ZM46 252V251H45ZM116 252V251H115ZM161 252H162V250H161ZM194 252V251H193ZM200 252V251H199ZM202 252V253H203ZM260 252H262V251H260ZM41 253V252H40ZM39 253V254H40ZM89 253V252H88ZM111 253V252H110ZM201 253V252H200ZM201 253V254H202ZM240 253V252H239ZM62 254V253H61ZM91 254V253H90ZM162 254V253H161ZM165 254V253H164ZM176 254V253H175ZM195 254V253H194ZM196 254H197V252H196ZM259 254V253H258ZM257 254V256H261V255H258ZM42 255V254H41ZM92 255H94V254H92ZM109 255V254H108ZM107 255V253L103 250V252L101 251V252H99V251H97L96 252V254L94 255L95 257H97V258H94V256H93V262L95 263V264H117L116 262H114L113 261V259L112 258H110L109 256ZM156 255V254H155ZM203 255V254H202ZM35 256V255H34ZM62 256V255H61ZM106 256V257H105ZM111 256V255H110ZM162 256V255H161ZM199 256V255H198ZM238 256V255H237ZM237 256H236V258H237ZM49 257V256H48ZM60 257V256H59ZM89 257H90V255H89ZM187 257V256H186ZM61 258V257H60ZM65 258V257H64ZM161 258V257H160ZM165 258V257H164ZM166 258H167V256H166ZM169 258V257H168ZM190 258V257H189ZM203 258H205L204 256H203ZM202 258V259H203ZM234 258V257H233ZM240 258V259H241ZM31 259V258H30ZM45 259V258H44ZM98 261H97V260ZM155 259V258H154ZM158 259V258H157ZM196 259H197V256H196ZM199 259H200V257H199ZM198 259V260H199ZM235 259V258H234ZM238 259V258H237ZM236 259V260H237ZM262 259V258H261ZM160 259H158V261H159ZM204 260V259H203ZM202 260V261H203ZM214 260V261H215ZM171 261V260H170ZM200 261V260H199ZM198 261V262H199ZM204 261H207V260H204ZM203 261V262H204ZM234 261V260H233ZM257 261V260H256ZM262 261H264V260H262ZM43 262V261H42ZM48 262H50V261H48ZM65 262V261H64ZM67 262V263H68ZM154 262V261H153ZM156 262H157V260H156ZM162 262V261H161ZM194 262V261H193ZM201 262V261H200ZM199 262V263H200ZM245 262V261H244ZM38 263H39V261H38ZM53 263V262H52ZM150 263H152V262H150L149 261V264ZM158 263V262H157ZM202 263V262H201ZM200 263V264H201ZM207 263V262H206ZM214 263V262H213ZM36 264V263H35ZM64 264V263H63ZM93 264V263H92ZM143 264H148V262L146 263V262H144L143 261ZM153 264V263H152ZM155 264V263H154ZM159 264V263H158ZM164 264V263H163ZM166 264V263H165ZM167 264H170V262H169V260H167ZM173 264H175V262H173ZM181 264V263H180ZM211 264V263H210ZM239 264V263H238Z\"/></svg>",
    "mask_w": 264,
    "mask_h": 264
}]
</instances>
